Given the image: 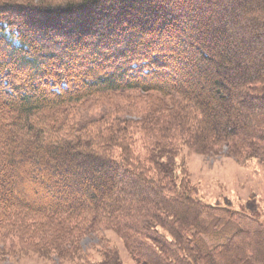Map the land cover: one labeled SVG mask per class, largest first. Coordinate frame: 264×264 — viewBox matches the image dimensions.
Masks as SVG:
<instances>
[{
  "label": "trees",
  "instance_id": "trees-1",
  "mask_svg": "<svg viewBox=\"0 0 264 264\" xmlns=\"http://www.w3.org/2000/svg\"><path fill=\"white\" fill-rule=\"evenodd\" d=\"M185 147L264 162V0H0V243L77 264H264Z\"/></svg>",
  "mask_w": 264,
  "mask_h": 264
},
{
  "label": "rangeland",
  "instance_id": "rangeland-1",
  "mask_svg": "<svg viewBox=\"0 0 264 264\" xmlns=\"http://www.w3.org/2000/svg\"><path fill=\"white\" fill-rule=\"evenodd\" d=\"M179 162L186 166L192 181L198 185L200 197L209 204H221L255 214L264 222V162L254 158L247 166L240 165L226 153L207 155L185 147ZM85 252L94 259L102 258L107 246H117L124 264H138L119 236L111 230H99L82 241ZM0 243V264H77L80 259L45 260L37 253L24 256L6 254Z\"/></svg>",
  "mask_w": 264,
  "mask_h": 264
}]
</instances>
